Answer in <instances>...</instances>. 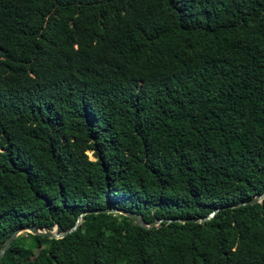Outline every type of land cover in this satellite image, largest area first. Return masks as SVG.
I'll return each mask as SVG.
<instances>
[{
    "label": "trees",
    "instance_id": "obj_1",
    "mask_svg": "<svg viewBox=\"0 0 264 264\" xmlns=\"http://www.w3.org/2000/svg\"><path fill=\"white\" fill-rule=\"evenodd\" d=\"M263 193L264 0H0V250L81 216L0 264H264Z\"/></svg>",
    "mask_w": 264,
    "mask_h": 264
},
{
    "label": "water",
    "instance_id": "obj_2",
    "mask_svg": "<svg viewBox=\"0 0 264 264\" xmlns=\"http://www.w3.org/2000/svg\"><path fill=\"white\" fill-rule=\"evenodd\" d=\"M264 198V193L259 195V196H256L254 197L251 201L247 202V203H242L240 205H243V204H254V203H258L261 201V199ZM102 213H110V212H119L129 218H131L138 226L142 227V228H151L152 226L156 225L157 223L161 222V221H172V220H159V221H154L150 224H146L142 219L141 217H139L136 213L134 212H129V211H124V210H115V209H105V210H102L101 211ZM215 212H212L209 217L205 218V219H200V220H197L198 222H201V221H204V220H207L209 218H211L213 215H214ZM81 217V216H80ZM80 217L78 218V220L76 221L75 225L67 230V231H64V232H57V231H52L50 233H44V232H40L37 228L35 227H31V228H20L16 231H14L10 237L6 240L4 246L2 247V249L0 250V260L1 258L3 257L5 251L9 248V246L11 245L12 241L18 236L20 235L22 232H29L31 234H37V235H46L47 237L49 238H54V239H59V238H62L63 236H65L66 234L68 233H71L72 231L76 230L78 224H79V220H80Z\"/></svg>",
    "mask_w": 264,
    "mask_h": 264
},
{
    "label": "rangeland",
    "instance_id": "obj_3",
    "mask_svg": "<svg viewBox=\"0 0 264 264\" xmlns=\"http://www.w3.org/2000/svg\"><path fill=\"white\" fill-rule=\"evenodd\" d=\"M88 156L92 159V155L90 152H87Z\"/></svg>",
    "mask_w": 264,
    "mask_h": 264
}]
</instances>
